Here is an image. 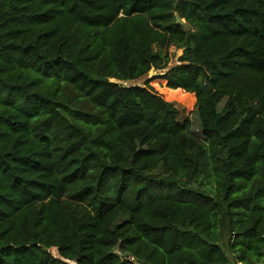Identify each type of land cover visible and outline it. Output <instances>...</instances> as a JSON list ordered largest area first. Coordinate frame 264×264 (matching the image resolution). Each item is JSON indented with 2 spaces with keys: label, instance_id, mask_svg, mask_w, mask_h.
<instances>
[{
  "label": "trees",
  "instance_id": "16d2710c",
  "mask_svg": "<svg viewBox=\"0 0 264 264\" xmlns=\"http://www.w3.org/2000/svg\"><path fill=\"white\" fill-rule=\"evenodd\" d=\"M0 264H264V0H0Z\"/></svg>",
  "mask_w": 264,
  "mask_h": 264
},
{
  "label": "rangeland",
  "instance_id": "374dc122",
  "mask_svg": "<svg viewBox=\"0 0 264 264\" xmlns=\"http://www.w3.org/2000/svg\"><path fill=\"white\" fill-rule=\"evenodd\" d=\"M172 51H175L173 48ZM181 53L180 50H176V54ZM175 63V60L174 62ZM162 72L151 71L150 74L138 80H128L122 81L121 83L125 85H142L147 78L156 76V74H161ZM151 85L154 86L164 97L170 101H172L175 106L178 108L180 115L179 120L181 122L189 119L193 122L194 128L197 129L199 127V121L196 116V97L192 93H185L182 90L170 89L166 86V82L161 79H154L151 82ZM52 253L57 255L56 249L51 250Z\"/></svg>",
  "mask_w": 264,
  "mask_h": 264
},
{
  "label": "water",
  "instance_id": "95a60500",
  "mask_svg": "<svg viewBox=\"0 0 264 264\" xmlns=\"http://www.w3.org/2000/svg\"><path fill=\"white\" fill-rule=\"evenodd\" d=\"M43 248H44L45 250H47V247H46V246H43Z\"/></svg>",
  "mask_w": 264,
  "mask_h": 264
},
{
  "label": "built area",
  "instance_id": "2783aa9c",
  "mask_svg": "<svg viewBox=\"0 0 264 264\" xmlns=\"http://www.w3.org/2000/svg\"><path fill=\"white\" fill-rule=\"evenodd\" d=\"M132 260H134L133 258H131Z\"/></svg>",
  "mask_w": 264,
  "mask_h": 264
}]
</instances>
